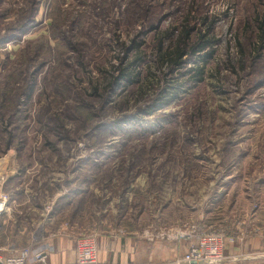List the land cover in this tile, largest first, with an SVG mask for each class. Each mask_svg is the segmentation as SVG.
<instances>
[{"label": "rangeland", "instance_id": "rangeland-1", "mask_svg": "<svg viewBox=\"0 0 264 264\" xmlns=\"http://www.w3.org/2000/svg\"><path fill=\"white\" fill-rule=\"evenodd\" d=\"M187 29L212 49L177 68ZM0 96V258L225 232L198 211L224 176L264 178V0H0Z\"/></svg>", "mask_w": 264, "mask_h": 264}, {"label": "crops", "instance_id": "crops-1", "mask_svg": "<svg viewBox=\"0 0 264 264\" xmlns=\"http://www.w3.org/2000/svg\"><path fill=\"white\" fill-rule=\"evenodd\" d=\"M243 165L249 164H239ZM209 193L207 210L198 215L212 225H223L227 235L238 238L225 249L226 264H264V178L256 176V171L243 177L224 176L222 186L210 188ZM219 194L221 198L216 199ZM81 236L72 231L51 234L46 242L50 247L47 264H73ZM96 241L98 260L111 264H169L188 249L185 242H149L138 232L101 235Z\"/></svg>", "mask_w": 264, "mask_h": 264}, {"label": "built area", "instance_id": "built-area-1", "mask_svg": "<svg viewBox=\"0 0 264 264\" xmlns=\"http://www.w3.org/2000/svg\"><path fill=\"white\" fill-rule=\"evenodd\" d=\"M7 198L0 197V218L7 210ZM168 239L188 244L185 255L169 264H226L225 249L238 238L220 230L204 228L199 224H187L183 228L168 231ZM149 240H153L150 239ZM93 237H80L77 242L76 260L73 264H105L98 260L97 243ZM50 253L48 244L25 249L19 254L2 259V264H47Z\"/></svg>", "mask_w": 264, "mask_h": 264}, {"label": "trees", "instance_id": "trees-1", "mask_svg": "<svg viewBox=\"0 0 264 264\" xmlns=\"http://www.w3.org/2000/svg\"><path fill=\"white\" fill-rule=\"evenodd\" d=\"M26 26V25H25ZM23 26L21 28V30H24ZM18 30V31H21ZM192 29H187L185 31H182L178 34V40H177V47L175 48L174 52L171 55V58H169V62L173 65L176 66L177 68H182L185 64V62H183V59L185 56L191 54V55H196V54H200L204 51H207L209 49L210 51V47L212 49V42L211 41H204L202 36L199 37L196 41H194L192 44H189L190 42V33H191ZM212 53H207L206 56H211ZM123 76H127L125 74H123ZM122 76V77H123ZM128 77V76H127ZM4 100L3 97L0 96V102H2ZM1 108V106H0ZM4 122V117L2 114H0V126L1 124H3ZM10 141H8L9 143Z\"/></svg>", "mask_w": 264, "mask_h": 264}, {"label": "water", "instance_id": "water-1", "mask_svg": "<svg viewBox=\"0 0 264 264\" xmlns=\"http://www.w3.org/2000/svg\"><path fill=\"white\" fill-rule=\"evenodd\" d=\"M0 264H2V263L0 262Z\"/></svg>", "mask_w": 264, "mask_h": 264}]
</instances>
